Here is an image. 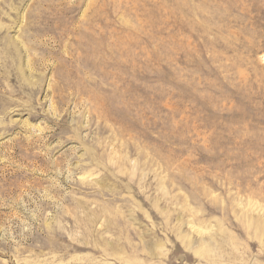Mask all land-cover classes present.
I'll list each match as a JSON object with an SVG mask.
<instances>
[{
    "label": "rangeland",
    "instance_id": "obj_1",
    "mask_svg": "<svg viewBox=\"0 0 264 264\" xmlns=\"http://www.w3.org/2000/svg\"><path fill=\"white\" fill-rule=\"evenodd\" d=\"M0 264H264V0H0Z\"/></svg>",
    "mask_w": 264,
    "mask_h": 264
}]
</instances>
